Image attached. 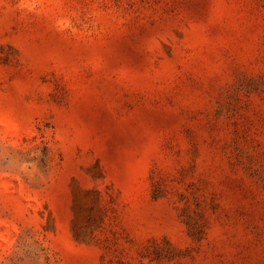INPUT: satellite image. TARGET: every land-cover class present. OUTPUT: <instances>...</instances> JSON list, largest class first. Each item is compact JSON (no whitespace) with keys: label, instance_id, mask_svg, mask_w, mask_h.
Wrapping results in <instances>:
<instances>
[{"label":"rangeland","instance_id":"1","mask_svg":"<svg viewBox=\"0 0 264 264\" xmlns=\"http://www.w3.org/2000/svg\"><path fill=\"white\" fill-rule=\"evenodd\" d=\"M0 264H264V0H0Z\"/></svg>","mask_w":264,"mask_h":264}]
</instances>
